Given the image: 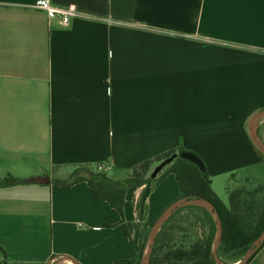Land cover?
Wrapping results in <instances>:
<instances>
[{
  "label": "crops",
  "instance_id": "1",
  "mask_svg": "<svg viewBox=\"0 0 264 264\" xmlns=\"http://www.w3.org/2000/svg\"><path fill=\"white\" fill-rule=\"evenodd\" d=\"M35 1L0 0V181H22L0 187V262L129 264L143 224L182 199L169 174L141 214L146 186L130 188L127 236L106 227L120 215L87 185L53 182L80 167L119 181L184 149L212 188L227 173L258 186L247 171L264 175L249 134L264 110V0H52L77 8L67 28ZM232 191L223 201L214 190L226 205ZM249 264H264V246Z\"/></svg>",
  "mask_w": 264,
  "mask_h": 264
},
{
  "label": "trees",
  "instance_id": "2",
  "mask_svg": "<svg viewBox=\"0 0 264 264\" xmlns=\"http://www.w3.org/2000/svg\"><path fill=\"white\" fill-rule=\"evenodd\" d=\"M262 127L263 129L261 128L259 132L264 141V123ZM183 151L185 150L178 149L158 156L153 160L140 163L132 169V175L124 180H112L107 177L104 171H97L90 167H80L74 171L69 179L53 182L66 188L80 183L87 185L93 196L107 202L120 215L121 221L118 225H107L106 227H119L129 236L124 220V204L128 190L132 187L146 186L149 182L153 185L154 182L162 181L167 175L174 174L179 183L180 198L205 199L214 205L223 227L219 256L226 263L230 264L228 259L231 260V263H234L243 258L246 251L264 231V184L258 185L250 191L243 188L233 190L229 195V203L226 205L214 192L209 176L205 179L202 178L198 169L186 160L177 158L172 164L164 168L156 178H151L155 164H160L173 154ZM258 153L264 162V156L259 151ZM101 165L99 164L98 168ZM82 172L86 176H82ZM20 182L22 181L19 179L8 178L0 181V187ZM183 212H201L203 216H192V221L189 217L188 220L191 223H184L188 224V227L185 229L179 227L177 230V233L186 234V236L179 238L174 236L173 233H169L168 226ZM150 229L143 224L139 253L129 264H140V258ZM194 230H196L195 235ZM190 232L194 235V239L188 235ZM215 234L216 223L208 211L193 206L183 208L175 213L163 226L154 246L150 264H215L212 255ZM0 254L5 255V251L1 247ZM0 264L6 263L0 262Z\"/></svg>",
  "mask_w": 264,
  "mask_h": 264
},
{
  "label": "water",
  "instance_id": "3",
  "mask_svg": "<svg viewBox=\"0 0 264 264\" xmlns=\"http://www.w3.org/2000/svg\"><path fill=\"white\" fill-rule=\"evenodd\" d=\"M263 120H264V110L259 111L256 114H254L249 123V134H250L251 140L254 146L256 147V149L264 156V141L259 133V126ZM177 158L190 162L198 169L202 178L204 179L208 178V172H207L205 163L198 155H196L195 153L191 151H183L180 153H175L171 157L162 161L153 171L151 178L152 179L156 178L158 174L162 172L164 168L172 164ZM151 189H152V183L149 182L146 185V189H145V193L143 197L142 213H144L145 202L150 196ZM190 206L205 209L206 211L210 213V215L212 216L213 220L216 223V234H215L214 241L212 244V255H213L214 262L215 264H229V263L224 262L219 256V248H220L221 240L223 236V227H222L220 216L218 212L215 210L214 205L205 199H180L174 202L173 204H171L169 207H167L161 213V215L158 217V219L155 221V223L150 229L149 235L147 237V241L145 243V246H144L141 258H140V264H150L154 246L156 244L158 235L163 229V226L179 210L186 208V207H190ZM263 245H264V231L254 241L251 247L246 251L242 259L234 263H230V264H248L250 260L254 257V255L263 247ZM55 264H80V263L72 259L71 257L63 256L60 259H58L55 262Z\"/></svg>",
  "mask_w": 264,
  "mask_h": 264
},
{
  "label": "rangeland",
  "instance_id": "4",
  "mask_svg": "<svg viewBox=\"0 0 264 264\" xmlns=\"http://www.w3.org/2000/svg\"><path fill=\"white\" fill-rule=\"evenodd\" d=\"M263 135H264V131H263ZM196 155H198L197 153H195ZM201 159L202 157L200 155H198ZM203 160V159H202ZM203 162L205 163V161L203 160ZM159 164H155L154 167H153V171L156 169V167L158 166ZM205 166L207 167L206 163H205ZM208 168V167H207ZM264 169V168H263ZM208 170V169H207ZM260 170H262V167H259L257 168L256 170H248L247 172H258L259 175L257 176V178H255V182L256 184H263L264 183V175H261L260 173ZM208 172V171H207ZM245 173V172H243ZM82 176H86V174L84 172H82L81 174ZM240 175H242V173H240ZM213 182H214V186H213V189L215 190V192L218 194V196L224 201V200H228V192L230 190H234L238 187H240L239 185V178L237 179L236 176H231V174L227 173V174H222V175H219L217 177H214L213 179ZM176 182V180H174ZM161 182V181H160ZM159 181L158 182H154L153 185H152V188H158L159 186ZM174 182V183H175ZM242 183V182H241ZM175 185V184H173ZM243 185V184H242ZM175 187H179L178 183H176V186ZM256 187V186H255ZM255 187L253 186H246V185H243L241 188L245 189V190H253ZM179 189V188H178ZM162 190L163 192L165 193H171L173 191V186L170 182V184L168 182H166V184L162 187ZM175 190V189H174ZM128 197V195H127ZM144 197V195H143ZM133 204H134V201H133V197L131 195H129V208L130 210L133 212ZM142 204H143V198H142V202H141V205H140V213L142 214ZM147 208H148V204L145 203V211L147 212ZM192 216L195 217V216H203V214L201 212H183L182 214L178 215L171 223L170 225L168 226V229L170 230L169 233L170 234H174V236H178L179 238L180 237H185L186 234H179L177 233V230L179 227H183V229L187 228L188 224H184V223H191V219H192ZM190 217V220H188V218ZM127 224V222H125ZM130 226L131 223H130ZM195 231H193L194 235H195ZM102 235L106 236L107 234L106 233H102ZM111 236L113 234H110ZM188 235H190L192 237V239H194V235L190 232ZM110 236V237H111ZM193 241V240H192ZM228 262L231 263V260L228 259Z\"/></svg>",
  "mask_w": 264,
  "mask_h": 264
},
{
  "label": "built area",
  "instance_id": "5",
  "mask_svg": "<svg viewBox=\"0 0 264 264\" xmlns=\"http://www.w3.org/2000/svg\"><path fill=\"white\" fill-rule=\"evenodd\" d=\"M33 8L44 12L49 20H56L57 25L62 28L69 27L72 21L79 16L74 5L58 7L52 3V0H36ZM105 168V165H101L98 170L103 171Z\"/></svg>",
  "mask_w": 264,
  "mask_h": 264
}]
</instances>
